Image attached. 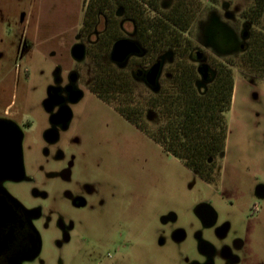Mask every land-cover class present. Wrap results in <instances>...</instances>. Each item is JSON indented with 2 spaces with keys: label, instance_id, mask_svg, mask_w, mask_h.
<instances>
[{
  "label": "rangeland",
  "instance_id": "374dc122",
  "mask_svg": "<svg viewBox=\"0 0 264 264\" xmlns=\"http://www.w3.org/2000/svg\"><path fill=\"white\" fill-rule=\"evenodd\" d=\"M85 1L0 0V69L6 76V92L10 88L7 97L14 92L16 77L19 100L35 104L44 98L56 63H64L66 71L77 68L84 92L75 109L79 150L89 168L96 169L105 200L103 206L78 214L80 226L72 242L61 250L51 248L49 264H56L57 258L64 264H95L108 250L115 251L124 243L128 248L119 264H175L176 246L158 244L163 229L159 214L173 209L187 222L193 205L201 200H211L226 212L232 207L230 201L245 204L257 199L255 186L264 183V75L241 62L238 51L224 56L237 64L228 138L224 156L219 158V179L206 182L90 91L94 61L85 57L76 63L71 53L83 23ZM223 3L244 24L242 12L254 1L218 0L198 15L189 35L201 47L205 40L206 52L216 56V40L205 38L211 20L217 16L236 34L241 29ZM125 28L133 30L128 23ZM255 28L264 33V16Z\"/></svg>",
  "mask_w": 264,
  "mask_h": 264
},
{
  "label": "flooded vegetation",
  "instance_id": "af4514ba",
  "mask_svg": "<svg viewBox=\"0 0 264 264\" xmlns=\"http://www.w3.org/2000/svg\"><path fill=\"white\" fill-rule=\"evenodd\" d=\"M212 3L216 4L206 0L200 13ZM222 7L241 29L236 34L217 16L211 20L205 38L216 40L218 46L213 48L217 56L206 52L209 48L205 40H201L204 46L197 45L193 51L198 68L207 65L209 69L206 79L200 73L202 85L214 76L209 61L212 56L238 51L241 62L246 63L250 51L258 46L257 25L243 15L245 22L240 24L229 12L228 3ZM127 23L133 26L132 22ZM82 25L74 45L84 44L88 57V44L98 40L100 30L86 35ZM126 36L135 42L134 26L131 32L126 30ZM190 37L197 43L193 35ZM160 63L156 80L150 78V69L136 67L132 71L153 88L164 77L165 64L163 60ZM65 69L64 63H56L44 98L35 104L19 100L16 77L14 92L11 98L7 97L10 88L6 92V76L0 69V264H49L53 257L51 248L61 250L72 242L80 226L78 214L105 204L96 169L89 168L86 156L79 150L75 109L84 97L80 72L76 67ZM25 74L30 76L28 71ZM224 152L215 162L218 171ZM254 193L257 199L251 203L230 201L232 207L226 212H221L211 200L198 201L187 222L173 209L159 214L163 229L158 244L169 242L176 246L175 264H264L263 182L256 184ZM127 248L124 243L115 251L108 250L95 264H119ZM55 263L64 264L59 258Z\"/></svg>",
  "mask_w": 264,
  "mask_h": 264
},
{
  "label": "trees",
  "instance_id": "16d2710c",
  "mask_svg": "<svg viewBox=\"0 0 264 264\" xmlns=\"http://www.w3.org/2000/svg\"><path fill=\"white\" fill-rule=\"evenodd\" d=\"M253 1L242 15L258 25L264 0ZM203 5L204 0H86L81 30L94 34L103 23L98 40L88 44V57L94 61L90 91L211 183L219 179L215 162L226 148L237 64L212 56L214 76L202 85L193 59L197 43L189 33ZM127 22L134 26L140 52L122 66L111 59V51L125 38ZM258 34V46L246 64L264 75V33ZM161 60L165 65L159 86L149 87L132 71L149 70Z\"/></svg>",
  "mask_w": 264,
  "mask_h": 264
},
{
  "label": "water",
  "instance_id": "95a60500",
  "mask_svg": "<svg viewBox=\"0 0 264 264\" xmlns=\"http://www.w3.org/2000/svg\"><path fill=\"white\" fill-rule=\"evenodd\" d=\"M139 52H140V47L136 42L126 38H122L115 42L111 51V59L115 63L124 66L131 55L138 54ZM71 53L76 60L82 61L86 57V47L84 44H76L72 47ZM161 65L162 64L158 62L150 69L149 76L152 80L157 79ZM199 72L202 74L204 79L209 77V69L207 65L200 66ZM20 139L22 141V136L20 137ZM21 153L22 152H20V154ZM38 242L41 244V239H39ZM39 251H40V247H38L37 249V255L39 254Z\"/></svg>",
  "mask_w": 264,
  "mask_h": 264
}]
</instances>
